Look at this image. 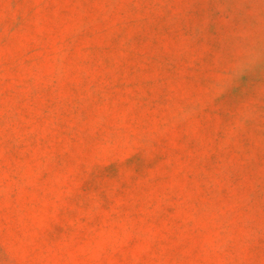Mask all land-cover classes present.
I'll list each match as a JSON object with an SVG mask.
<instances>
[{"label":"rangeland","instance_id":"374dc122","mask_svg":"<svg viewBox=\"0 0 264 264\" xmlns=\"http://www.w3.org/2000/svg\"><path fill=\"white\" fill-rule=\"evenodd\" d=\"M0 264H264V0H0Z\"/></svg>","mask_w":264,"mask_h":264}]
</instances>
